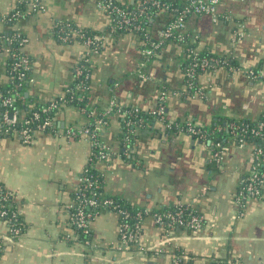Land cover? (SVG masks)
<instances>
[{"label":"crops","instance_id":"1","mask_svg":"<svg viewBox=\"0 0 264 264\" xmlns=\"http://www.w3.org/2000/svg\"><path fill=\"white\" fill-rule=\"evenodd\" d=\"M31 1L0 0V13ZM39 1L45 8L21 18L19 26L29 37L25 50L35 77L26 95L46 102L63 93L85 50L81 41L59 40L55 24L68 20L105 33L112 17L97 0ZM120 1L125 5L137 2ZM253 8L262 13L248 14ZM222 9L231 11L232 19L214 22L207 15L188 17L189 31L200 34L198 49L235 60L230 66L216 64L201 73L199 86L205 97L189 88L183 64L187 51L178 41L167 42L147 59L139 48L137 32L114 37L106 33L104 50L92 55L94 86L90 98L94 104L105 109L109 100L118 96L123 103L153 108L161 86H165V120L172 123L168 126L157 120L137 126L139 148L132 159L114 154L100 162L105 190L150 211L181 201L198 208L206 218L200 230L177 228L170 234L173 239L166 242L168 234L148 215L141 247L125 252L111 247L119 236L118 213L101 207L93 219V237L100 246L99 256L104 255L109 264H171L179 249L200 261L227 258L264 264V199L252 200L244 210L235 201L240 178L250 170L251 147L232 144L226 159L218 163L211 158L208 142L181 125L189 117L215 127L231 118L256 119L264 111V79L247 73L250 68L264 71V0H224ZM168 18L166 11L156 13L152 25L156 34ZM240 25L245 36L236 40L234 34ZM6 27L0 21V31ZM3 62L0 55V80L6 82ZM141 67L145 77L138 74ZM55 115L59 129L39 132L33 144L23 143L17 135L0 137V181L17 192L25 225L20 235L12 236L8 224L0 219V264H86L82 254L85 246L77 240L67 205L89 160L91 146L85 136L68 137L63 130L70 124H88L90 118L73 105ZM121 128V115L114 113L101 130V138L116 151Z\"/></svg>","mask_w":264,"mask_h":264},{"label":"built area","instance_id":"2","mask_svg":"<svg viewBox=\"0 0 264 264\" xmlns=\"http://www.w3.org/2000/svg\"><path fill=\"white\" fill-rule=\"evenodd\" d=\"M245 2L247 0H238ZM101 8L105 9L112 17V22L109 27L110 32L117 30H125L131 32H141L148 36L143 18L150 16L156 9L162 10V7L167 10L170 6L164 0H137L134 8L126 6L120 0H97ZM224 0H186L183 6L175 9L174 15L168 18L159 28L156 38L150 42V45L142 47L141 52L150 59L157 49L162 46L166 39L177 40L184 42L185 37L189 33L188 17L191 15H207L214 22H219L223 19L230 18L232 12L223 10L222 4ZM45 6L39 1L34 0L28 2V8L21 9L19 4L14 6L7 13H0V21L7 24L6 29L0 31V55H3L4 73L11 79V82L16 83L20 88L13 86L10 89L3 90L0 88V137L17 135L25 144H32L37 139V134L41 131L49 132L59 129L56 115H44L53 109L59 108L66 100L63 97L64 91H71L72 88L66 87L63 93L49 99L41 106L40 109H35L26 116L19 113L17 103L24 99L26 92L22 86L25 82L33 83L35 77L31 73L32 60L25 48L28 44L29 37L24 33L19 26L21 18L25 17L32 11L44 9ZM159 12V10H158ZM55 33L59 40L63 42H71L72 38L77 36L82 39L84 45L83 57L86 61L92 58L93 54L100 52L107 34L93 35L88 33L83 26H73L68 20H61L55 24ZM235 39L241 40L245 36L243 25L235 31ZM195 36L200 34L195 33ZM187 54L192 56V61L186 67L188 85L191 91L201 97H205V90L194 82L195 71L201 69H209L216 64H223L225 59L216 58L214 56L201 55L198 50L191 46H185ZM9 59V60H7ZM143 67V64H142ZM139 69L140 77H145L146 73ZM89 66L80 61L75 64L73 74L75 76H90ZM250 77H260L264 79V71L247 70ZM1 74V73H0ZM7 78V80H8ZM2 81L0 80V84ZM79 87H84V79L78 83ZM168 97L167 89H163L158 96V104L151 108V112L158 114L160 120H165L166 117V99ZM83 99V95L78 96ZM116 97L109 100L107 107L104 109L103 116H110L116 107ZM86 111V108L82 109ZM92 112V111H91ZM90 114V113H89ZM126 124H134L131 119H124ZM142 120V119H140ZM186 125L182 126L199 139L206 140L209 144L211 158L220 163L223 162L230 149V145L236 144L241 147L250 146V170L244 173L239 181V186L235 194V201L241 210H244L249 202L255 199H264V112L262 118H259L256 123L231 121L226 126L229 131L230 139L223 140L220 137H214L216 130L223 129L221 124H217L210 132L202 124L194 122L191 118L185 119ZM108 123V120L103 117L96 120L95 127L88 124L82 126L67 125L63 132L68 137L85 136L90 143L91 151L89 162L94 154L98 162L108 160L116 152L114 146L101 138L102 127ZM168 126L172 123L167 122ZM211 133V134H210ZM211 135H213L211 137ZM259 136L262 142H251L249 138ZM124 154H130L128 142H125ZM95 149V151H94ZM87 164V163H86ZM100 186V181L97 177L89 172L87 165L83 168L78 176V183L75 188L76 196L68 203V211L70 222L74 230H80L84 237L81 243L85 246L82 254L86 258V264H109L105 256L98 249L100 246L93 237V219L97 211L101 207H107L114 210L119 215L118 239L115 243H111V247L115 250L130 252L133 249L141 247L142 233L145 225V219L151 215L156 224L160 226L164 232L168 234L165 241L173 239L174 231L177 228H184L192 231H198L203 228L206 218L205 215L193 205L185 204L181 201L173 206L161 210L150 211L148 209L137 208L132 211L113 196L100 197L97 188ZM90 192V193H89ZM16 200L20 203L17 192L3 184H0V219L8 224L12 236H18L23 232V220L20 206H9L7 202ZM3 244L0 241V251ZM102 250H106L105 248ZM161 250V248H158ZM190 255L185 251L179 254H174L171 264H187L186 260ZM213 263L222 264L225 262L223 258H212ZM207 260L206 262H208ZM110 262V261H109ZM230 264H244L240 261H231Z\"/></svg>","mask_w":264,"mask_h":264},{"label":"trees","instance_id":"3","mask_svg":"<svg viewBox=\"0 0 264 264\" xmlns=\"http://www.w3.org/2000/svg\"><path fill=\"white\" fill-rule=\"evenodd\" d=\"M164 1L170 6V8H167V10L165 8H163V7H162V10H161V8L157 9V10L155 9L153 11V13L150 14V16L143 18L146 30L148 32V36H146L145 34H143L141 32H137L138 34H140V37H141L139 48H142V47L150 45V42L153 39L156 38L157 34H156L155 30L153 31V26L152 25H153V20L155 18L156 13L158 12V10H159V12L166 11L168 13V15H169V18H170L172 15H174V13L176 11L173 8H176V9L181 8L186 0H164ZM136 4H137V2H135L134 4H131V5H126V6H128L130 8H134L133 10H135ZM19 7L24 10V9L28 8V3L27 4L20 3ZM197 16L200 17L201 15H197ZM226 19H232V17L231 18H226ZM71 24L73 26H79L76 22H71ZM84 28H85V30L88 33H91L93 35L103 34L104 33V32H98V31L92 30V29H90L88 27H84ZM121 32H128V31L117 30L115 32H110L109 29H108L105 33H107L108 36L110 35V36L114 37V36H116L117 34H119ZM199 38H200V36L199 37L195 36V33L190 30L189 33L187 34V36L185 37L184 42H180V43H183L185 46L191 45V46L195 47L201 55H208V56H214V57L220 58V59H225V62L223 63V65L230 66L233 63H235V60H234L233 56L222 55V54H213V53H209L207 51H202V50L198 49V42L200 40ZM72 40L73 41L74 40L82 41V39L77 37V36L73 37ZM169 41L176 42L177 40L166 39L164 41V43L162 44V46L157 49V52L160 51L161 48ZM105 46H106V42L101 47L100 51H103ZM155 55L156 54H154L153 56H155ZM84 58L85 57L80 58L79 61L82 62V63H85V64H87L89 66L90 76L88 78H85V75H83V76H75L73 74L72 80L67 86V87L72 88V90L71 91L70 90L69 91H64V93H63V97H64V99L66 101L63 102V104H61V106L59 108L53 109V110H51L49 112H46V113H44V115H47V114L55 115L58 112L59 109L65 108L66 106H70V105L76 106V107H78L80 109L86 108V111H84V112L86 114H88L89 118H90V121L88 122V125H90L91 127H95L96 120L98 118L103 117L104 119L106 118L109 121V116H107V117L103 116L104 109L99 108V106L94 104L92 102L91 98H90L92 90H93V86H94L93 85V67H92V60H91L92 58L89 61H86ZM192 59H193L192 56L187 54V58H186V60L183 63L185 72H186L187 65L192 61ZM7 60H9V59H7ZM205 70L201 69L200 67H198V69L195 71L193 80H194L195 83H197L198 86H199V76ZM83 79H84L85 86L84 87H79L78 83H80V81L83 80ZM13 86H15L18 89L20 88V86L16 85V83L11 82L10 78H8V80L6 82H2L0 84V88L3 89V90L10 89ZM30 86H31V83L25 82L24 85L22 86V88L26 91V90H29ZM161 88H162V90L163 89H167V88H165V86L164 87L161 86ZM79 95H83L84 98L83 99H79L78 98ZM34 97L35 96H31L30 97L29 95H26V92H25L24 93V99L17 103V108L19 109V113H21L23 116L28 115L29 113H31L35 109H40L41 106L43 104H45V102L36 101V99ZM28 99L33 100V101L29 102ZM116 102H117V105H116V107L114 108V110L112 111L111 114L120 113L122 128H121V132H120V135H119L118 150L114 154L117 155V156H119V154H120V156L122 158H126L127 160H129L130 158L132 159V157L136 155V153L138 152V148H139L138 138H137V126H139L141 124H151V123H153V121L160 120V116H158V114H155V113L151 112V108H148V109L147 108H143L141 105H137V104H134V103H129V104L123 103L118 96H116ZM158 102H159V100H158ZM263 112H262V114H263ZM262 114H261V116L259 118H262ZM127 118L131 119L134 124H130V125L128 124L127 125L126 121L124 120V119H127ZM259 118H256V119H251L249 117L231 118V119H228V122L226 124H224L221 121L217 122L216 124H221L223 126V129L216 130L214 132V137H216V138L220 137V138H222L223 140L226 141V140L230 139L229 131L227 130V127H226L229 124V122L238 121V122H248L250 124H254V123L257 122V120ZM140 119H142V120H140ZM162 121L164 122V124H165V122L166 123L168 122L167 120H162ZM193 121H194V119H193ZM181 125L182 126L186 125L185 120L181 123ZM202 126L206 127L209 132L211 130H213V127H214V126L213 127H208V126H204V125H202ZM101 130L102 129H100V131ZM212 136L213 135H211V137ZM208 140L209 139H206L204 141H208ZM248 141L258 143V142H262V139L259 136H255V137L249 138ZM125 142H128L130 154H124ZM94 151H95V149H94ZM86 165L89 168V172L91 174H93L94 177H97L99 179V181H100V186L97 188V192L100 195V197L113 196L116 200H118L120 203H122L126 207L130 208L132 211H135L137 209L135 206H132V204H130L125 199H123V198H121L119 196H116V195H112V194L108 193L105 190L104 185H103L104 174H103V172L101 170L102 168L100 166V162H98V160H97V158H96V156L94 154L92 155V159L89 162H87ZM0 184L5 185L1 181H0ZM75 196H76V193L74 192L72 194V199H74ZM10 204H12L11 207H17V204L20 206V203H18V201H16V200L15 201L11 200L10 202H7L8 206ZM24 227H25V225H23V229H24ZM76 233H77V236H78L79 240H81L82 237H84L83 233L80 232L79 229L76 230ZM181 252H182V250L179 249L178 251H175V254H179ZM223 259L225 260V262H223L222 264H230L231 260H229L227 258H223ZM213 262H214L213 259H210L208 262L200 261L197 258L196 255H190V258L186 260L187 264H209V263H213Z\"/></svg>","mask_w":264,"mask_h":264},{"label":"rangeland","instance_id":"4","mask_svg":"<svg viewBox=\"0 0 264 264\" xmlns=\"http://www.w3.org/2000/svg\"><path fill=\"white\" fill-rule=\"evenodd\" d=\"M254 13H256V14H260V13H262V11H258L257 9L256 10H254V8H253V10H251V13H248V14H254ZM33 144V143H32Z\"/></svg>","mask_w":264,"mask_h":264}]
</instances>
